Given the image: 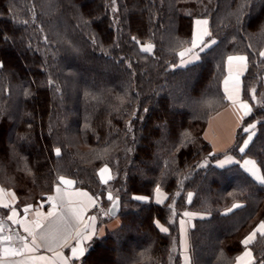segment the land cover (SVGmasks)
Segmentation results:
<instances>
[{
    "label": "trees",
    "instance_id": "1",
    "mask_svg": "<svg viewBox=\"0 0 264 264\" xmlns=\"http://www.w3.org/2000/svg\"><path fill=\"white\" fill-rule=\"evenodd\" d=\"M197 18L209 21L206 43H216L179 67ZM262 52L264 0H0L1 186L18 208L45 202L61 177L99 200L116 190L122 224L79 264H182L187 211L205 216L190 229L192 264H233L264 220V182L240 165L252 159L264 179ZM233 55L247 57L242 87L252 107L227 152L237 163L219 167L203 133L227 103ZM157 188L168 193L164 205L136 199ZM251 249L252 264H262L264 237Z\"/></svg>",
    "mask_w": 264,
    "mask_h": 264
},
{
    "label": "crops",
    "instance_id": "2",
    "mask_svg": "<svg viewBox=\"0 0 264 264\" xmlns=\"http://www.w3.org/2000/svg\"><path fill=\"white\" fill-rule=\"evenodd\" d=\"M197 20H205L203 18H197L193 22V31L192 38H196L197 36V28L199 27L200 31L209 30V21L207 25H196ZM207 35L203 36L202 39L207 40ZM192 46V44H191ZM207 49V48H206ZM205 49V50H206ZM196 52L199 53V56L202 52H199V49H195ZM235 56H244V55H233ZM189 57L187 60H190ZM200 60V59H199ZM199 60L191 61L190 63H186L184 66H181L179 63V67H186L192 65ZM242 69V70H241ZM248 69L247 59L242 64L238 61H234L231 65L232 75L235 76L237 72H239V95L238 102L233 104L226 98V105L221 108L219 111L210 116L207 126L204 130L203 137L210 144L214 153L222 155L221 158L217 161V165L219 167H226L237 163V159L227 152L234 145L236 140V133L240 125L242 124L245 115V111L240 108V103H247L251 108V103L243 97V87H242V79ZM229 76V64L228 60L226 63V74L222 82V88L224 92V81ZM229 88H233V83L230 82ZM225 95V93H224ZM252 139V134L248 135L246 138L245 145H249ZM247 147H244V151ZM246 160H251L249 158H244L240 165L241 167L251 175L256 181H262V173L255 163L256 174L253 175L247 167H245L244 162ZM255 162V161H254ZM250 167V166H249ZM107 168V172H101L102 169ZM99 178L101 183L107 184L113 179L112 171L108 167L104 166L99 170ZM66 180H72L70 178H64ZM73 181V180H72ZM74 182V181H73ZM57 187L60 188V192L57 193ZM159 189V191H157ZM151 197L144 196L143 200H138L144 203H154L157 205H164L168 201V193L162 189L157 188ZM81 193H87V196L81 195ZM51 197V199H49ZM48 199L40 205H26L21 208H18L17 205V196L14 191L6 190L0 185V207L8 209V213L6 214L4 220L10 224L11 231L9 233V239L6 243L5 255L0 264H62L60 259L61 256H65L68 258V264H79L83 257L88 253L90 247L93 242L100 237H103L108 232L116 231L122 224V221L119 217L116 218H107V210L106 208L101 211H95L94 206L89 203L88 197H92L96 202L99 199L88 189L77 187L75 182L72 185H66L59 182L54 186V189ZM70 202V203H69ZM56 205V208L53 209V205ZM4 205H7L5 207ZM28 211H25V209ZM72 209H83V215L85 222L88 221V217L92 215L97 216L96 221V229L97 235L94 236L90 241L84 242V247L86 249L85 255L77 260L71 255V248L78 246V237L76 236V229L83 228L82 224H78L73 216ZM13 211H15L16 215L13 216ZM55 211V215L49 217L48 213ZM38 213H42L43 215H38ZM11 217V218H10ZM205 216L200 215L195 212L187 211L184 213L183 218L180 223V241H179V250L182 257V264H192V256H191V246H190V229L193 225V222L197 218H203ZM63 218V219H62ZM67 219L71 224V228L65 230V226L63 220ZM55 221V225L53 226V222ZM261 222H258L253 229L245 236H249L255 229L258 228ZM37 223L43 225V227L37 228ZM25 225L29 229H31L35 233L36 244H32L33 236L29 234V232L25 231ZM44 235L45 239H41V236ZM53 235L56 236V240H53ZM261 236L259 232H257L253 241L245 248L239 256H242L244 251L248 250L252 252V261L251 264L255 260L254 253L251 249L252 244L255 242L257 237ZM67 239V244L63 243V239ZM244 238V239H245ZM59 241V242H57ZM27 244L29 248L33 249L32 251L24 250V245ZM21 250H23V254H18ZM59 253V255H57ZM43 257L44 259H41ZM233 264H241L240 261L235 260ZM244 264H248L247 258H245Z\"/></svg>",
    "mask_w": 264,
    "mask_h": 264
},
{
    "label": "snow or ice",
    "instance_id": "3",
    "mask_svg": "<svg viewBox=\"0 0 264 264\" xmlns=\"http://www.w3.org/2000/svg\"><path fill=\"white\" fill-rule=\"evenodd\" d=\"M208 21L205 20H197L196 21V25L200 26V25H207ZM210 36L211 33L207 31V29H205L204 31H200L199 27L197 28V36L195 39H193L191 41L192 47L188 48L184 51L179 52V56L181 58V66H184L186 63H190L191 61H195V60H199L200 56L198 52L193 51L194 49H199V52H204V50L208 47H210L211 45L215 44L216 41L215 40H210L207 43H205V41L202 39L203 36ZM151 50V46L145 47L143 48V51L145 52H149ZM191 54V59L190 60H185V57ZM261 56H264V52L261 53ZM247 57L245 56H229L228 57V64H229V76L227 79H225L224 81V93L225 96L227 97V99L229 101H231L233 104H236L238 102V95H239V72H237V74L235 76L232 75V71H231V65L233 64L234 61H238L241 64L246 61ZM0 68H3V64L0 63ZM242 70V69H241ZM233 83V88L230 89L229 88V84ZM240 108L243 109L245 111V115H248L251 112V108L249 107V105L247 103H240ZM146 111V109H145ZM253 127H255V125H253ZM244 147H247V145H245ZM244 147H241L239 150L240 152H244ZM55 154L57 156L60 155V149L56 148L55 149ZM245 167L248 168V170L255 175L256 174V168H255V162L251 161V160H246L244 162ZM250 166V167H249ZM108 169L104 168L101 170V172H107ZM60 182L62 184H66V185H72L74 182L72 180H66L63 177L60 178ZM262 182H264V179H262ZM57 193L60 192V188L57 187L56 189ZM157 191H159V189H157ZM81 195L87 196V193H81ZM49 199H51V197H49ZM109 200H113V197L111 196V194H109L108 196ZM137 200H143V197H136ZM89 203L92 206L96 205V200H94L92 197H88ZM70 203V202H69ZM5 207H7V205H4ZM236 207H239V205H236ZM56 208V205H53V209ZM115 210H116V204L113 203L112 205V209L109 212V215L114 216L115 215ZM25 211H28V209L26 208ZM72 213L73 216L75 217V220L77 221L78 224H82L83 228H77L76 229V236L78 237V246L77 247H72L71 248V255L72 257L76 258L77 260L81 259L86 252L84 245L85 241H90L94 236L97 235V229H96V221H97V216L96 215H92L90 217H88V221L85 222L84 219V215H83V209H72ZM16 213L15 211H13V216H15ZM38 215H43L42 213H38ZM55 215V211L48 213V216H54ZM11 218V217H10ZM63 219V218H62ZM64 226H65V230L71 228V224L69 223V221L67 219L63 220ZM55 225V221L53 222V226ZM37 228L43 227L42 224L37 223L36 225ZM162 231H167L166 228H161ZM25 231L29 232L30 235L33 236V240H32V244L35 245L36 244V237H35V233L29 229L27 227V225H25ZM257 232L260 233V235L262 237H264V222H261L260 225L258 226L257 229H255L249 236H247L243 241L242 244L245 246V248H247V246L253 241L254 237L256 236ZM41 239H45V236L42 235ZM53 240H56V236L53 235L52 237ZM59 242V241H57ZM63 243L67 244V239L64 238L63 239ZM24 250H28V251H32L33 249L29 248L27 244L24 245ZM5 251H8L7 249ZM18 254H23V250H21ZM59 255V253L57 254ZM245 258H247V262L248 264H251L252 261V252L251 251H244L242 256H238L237 260L241 262V264H244L245 262ZM41 259H44L43 257H41ZM62 264H68V258L65 256H61L60 257ZM262 264H264V261H262Z\"/></svg>",
    "mask_w": 264,
    "mask_h": 264
},
{
    "label": "built area",
    "instance_id": "4",
    "mask_svg": "<svg viewBox=\"0 0 264 264\" xmlns=\"http://www.w3.org/2000/svg\"><path fill=\"white\" fill-rule=\"evenodd\" d=\"M103 201L99 200L94 206L95 211H101L105 207ZM11 231V226L4 219H0V262L3 260L5 255V246L9 239V233Z\"/></svg>",
    "mask_w": 264,
    "mask_h": 264
},
{
    "label": "rangeland",
    "instance_id": "5",
    "mask_svg": "<svg viewBox=\"0 0 264 264\" xmlns=\"http://www.w3.org/2000/svg\"><path fill=\"white\" fill-rule=\"evenodd\" d=\"M149 46H153V45H149ZM192 46H190L189 48H191ZM188 49V48H187ZM193 51H195V49L193 50ZM196 52V51H195ZM189 57H191V54H188L186 57H185V60L186 59H188ZM181 64V58H180V61L178 62V64ZM250 127V126H249ZM106 167H108L109 169H110V167L109 166H106ZM112 175H113V173H112ZM1 185V184H0ZM5 189V188H4ZM7 190V189H6ZM116 193H117V191L116 190H112V189H110V192L109 193H107V195L105 196V198H103L101 201H105V208H106V205H108V207L110 206V204H111V202L113 201V200H109L108 199V196H109V194H111V196L113 197V199H114V196L116 195ZM107 207V208H108ZM104 208V209H105ZM5 209V208H4ZM107 210V209H106ZM7 214V213H6ZM6 214H4V213H2L1 211H0V215H2V216H4L5 217V215ZM204 216V215H203Z\"/></svg>",
    "mask_w": 264,
    "mask_h": 264
},
{
    "label": "water",
    "instance_id": "6",
    "mask_svg": "<svg viewBox=\"0 0 264 264\" xmlns=\"http://www.w3.org/2000/svg\"><path fill=\"white\" fill-rule=\"evenodd\" d=\"M113 203L116 204V210H115V215H109L110 210L112 209V205ZM121 208H122V204H121V199L119 197H116L115 199H113V201L111 202L110 206L107 209V214L109 217L111 218H116L119 216L120 212H121Z\"/></svg>",
    "mask_w": 264,
    "mask_h": 264
}]
</instances>
